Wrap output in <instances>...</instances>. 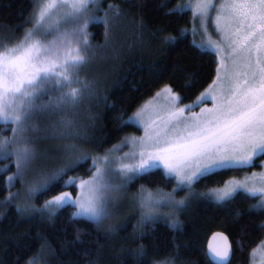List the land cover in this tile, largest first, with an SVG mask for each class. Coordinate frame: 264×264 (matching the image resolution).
Wrapping results in <instances>:
<instances>
[{"label":"trees","instance_id":"1","mask_svg":"<svg viewBox=\"0 0 264 264\" xmlns=\"http://www.w3.org/2000/svg\"><path fill=\"white\" fill-rule=\"evenodd\" d=\"M185 1L101 0L98 6L91 7L92 15L97 17L110 13V5L119 11L107 25V42L105 26L99 21L89 24L91 59L81 66L78 79L76 74L70 75L73 87L64 91L80 93L84 84H89L92 91H84L83 98L71 110L37 113L25 133L26 138L34 140L32 145L43 144L57 153L63 145L76 146L95 157L108 152L126 136L142 133L135 124L121 121H126L161 89L172 88L182 98V104L195 103L215 81L219 59L214 51L195 43L191 32L194 15L183 7ZM37 2L0 0L3 46L22 42L34 24L40 0ZM59 89L60 85L49 84L38 102L46 103L53 93L59 94ZM62 119L71 120L74 127L68 138L57 139L51 130L53 124L59 127ZM45 124L49 125V135L43 131ZM34 126L39 131H33ZM16 127L11 124L12 129ZM0 136L16 138L3 122ZM13 163L14 157L0 161V169H7L0 175V264H161L169 260L172 264H214L208 257L207 242L218 231L231 239L233 258L229 264H250L253 251L264 240V207L257 196L240 191L230 201L218 204L202 195L232 178L262 170L264 161L244 170H222L194 183L192 189L200 197L177 211L173 219L162 215L153 225L146 223L139 212H129L115 225L106 226H97L82 217L74 220L72 213L76 209L72 206H65L51 219L46 212L22 208L17 194L23 185L18 181L15 185L6 184L7 178L17 173ZM90 168V163L81 164L67 175L89 178L94 172L90 175ZM156 171L158 174L131 183L132 192L142 188L173 191L176 184L165 179L162 169ZM63 190L57 183L51 191L32 197L31 204L38 209ZM67 190L77 195V188ZM187 193L178 191L177 196ZM172 220H178L181 227H169Z\"/></svg>","mask_w":264,"mask_h":264},{"label":"snow or ice","instance_id":"2","mask_svg":"<svg viewBox=\"0 0 264 264\" xmlns=\"http://www.w3.org/2000/svg\"><path fill=\"white\" fill-rule=\"evenodd\" d=\"M100 2L91 0L97 6ZM188 6L194 9L202 29L214 14V31L222 36L230 52L231 69L225 68L224 49L209 41L213 51L221 53L219 63L221 68H225L223 77L218 69L214 86L199 96L195 104L186 107L179 106L182 98L174 94L172 88L165 87L162 92H157L156 97L163 96L168 103L159 105L150 101L135 117L130 118L143 126L144 135L138 140L131 138L134 147L139 145V151H133L128 162L119 161L116 172L112 171L111 164L105 165L107 172L103 171L101 158L91 157L83 150L70 146L65 152L66 164L51 172L39 173V178L27 186L29 198L36 193L51 191L57 183L65 189L43 206L49 219L65 206H72L78 209L72 213L74 220L86 217L101 226L116 214L109 204L115 202L129 184L146 175L158 174L156 170L160 169L165 179L174 182L176 188L173 193L158 192L157 195L162 196L175 213L185 207V200L175 199L177 191L191 193L194 183L222 170H244L264 161V0H216L215 4L213 0H194V4ZM37 7L40 20L52 9H66L67 16L72 18V27L57 28L55 38L47 43H41L36 36L49 28H42L40 32L29 31L14 47H5L0 42V122L8 125L16 136L13 140L0 136V161L14 157L12 166L17 168L16 175L21 180L38 158L36 149L31 146L34 140L25 136L30 121L37 113L71 110L83 98L84 91L91 93L89 84H84L80 93L75 90L65 92L64 89H72L70 75L76 74L78 79L81 66L91 59L92 46L88 43L87 32L89 24L99 21L104 25L107 42V25L111 16L119 11L110 5V13H105L103 17L94 16L89 0H59V3L47 0L42 7L40 4ZM48 84L60 85L59 94L53 93L46 103L38 102L42 100L41 92ZM208 102H214V107H203ZM196 107L200 108L199 114L194 110ZM150 110L154 112V117L146 119L145 113ZM11 124L17 127L12 129ZM73 127L71 120L62 119L59 127L52 126V131L54 135L68 138L69 129ZM125 142H128L127 139ZM88 163L91 164L90 175L95 171L91 179L67 175L71 169ZM6 172L7 169H0V175ZM113 177L118 178V182H114ZM252 179L258 180L259 185L250 183V178L246 177L243 181H229L226 187L202 195L220 204L230 201L237 190L242 189L257 196L260 205H264V173L258 177L254 173ZM12 180L8 177L6 184H11ZM69 188H77L80 195L73 199L67 190ZM141 192V206L151 209L161 203L151 192L144 189ZM142 216L146 223L153 225L157 219L150 212ZM169 227L176 229L181 225L178 220H172ZM261 227L264 228V225ZM212 240L209 256L216 258L217 264H228L227 237L217 233ZM162 264H172V261Z\"/></svg>","mask_w":264,"mask_h":264},{"label":"rangeland","instance_id":"3","mask_svg":"<svg viewBox=\"0 0 264 264\" xmlns=\"http://www.w3.org/2000/svg\"><path fill=\"white\" fill-rule=\"evenodd\" d=\"M37 1L39 2V0H37ZM46 2H47V0H40V2H39L40 6L42 7L43 3H46ZM56 2L59 3V0H56ZM215 2H216V0H213L214 4H215ZM182 4H183L184 8L189 9V10H191L193 12L194 22H193V27H192V31L191 32H192L193 39H194L195 43H197L198 45H200L203 48H207V49L213 51V48L210 47L209 43H208L209 41H211V42H213V44L218 45L219 48L224 49L223 57L225 58V68L231 69L232 63H231V60L228 59V57L230 56V52L225 47L224 41L222 39V36L218 33V31H214V29L216 27L215 20H214V14H213V18L202 29L200 27V25L197 23V17H196V14L194 12V9L192 7L188 6L190 4H194V0H186ZM93 6H95V5H93L91 3V0H89V7L91 8ZM66 12H67V10L62 8V7L56 8V9H52L46 14V16L44 17L43 20H40V18H39V9H38V12L36 13V16H35L34 24L27 30V33L29 31H33V30H35L36 32H40L42 28H49L48 31L43 32L41 35H37L36 36V39H39L41 41V43H47L48 40H52V39L55 38V32H56L57 28L68 29V28L72 27V24H71V19L72 18L70 16H67ZM215 53L217 54L218 59L220 61V59H221L220 51H216ZM225 68H221L220 63H219L218 69L220 70V74H221L222 77L224 75ZM241 79H243V77ZM46 86H49V84L46 85ZM213 86H214V84L212 83L211 86L207 90H205L204 92L208 91ZM45 87H44V89H45ZM163 89H161L158 92H162ZM173 93L178 95L174 91H173ZM203 93L201 95H203ZM150 101L153 102V104H159V105H166L168 103V100L165 97L161 96V97L157 98L156 95H155L154 97L149 99L141 108H139V110H137L135 113H133L126 120L128 123L135 124L136 126H138L142 130V133L139 134V135H136V134L128 135V136H126V138H124L123 141H121L120 143L116 144L108 152H106L104 154L95 155V157L101 158L100 167H101V169L103 171H105V172L108 171V169L105 167L106 164H111L112 165V171L113 172L118 171L119 170V166H120L119 165V161L123 160L124 162H128V158L131 155V153L133 151H139V145H136L134 147L132 145V143H131V138H136L138 140L140 137H142L144 135L143 126L138 124L135 119H130V118L135 117V114L138 111H140L146 104H149ZM195 103L182 104L181 101H180L179 106L180 107H186L187 105H193ZM203 107H205V108H213L214 107V102L205 103L203 105ZM194 110L196 111L197 114H199L200 108H198V109L195 108ZM187 115H189V113H188V111L186 109L185 116H187ZM152 117H154V112H152L151 110L149 112L145 113V118L146 119H149V118H152ZM32 128L33 129L34 128L37 129L36 126H34ZM43 128H44L43 131L46 132L47 135H49V132H50L49 131V125L45 124V127L43 126ZM61 131H63V130H61ZM53 136H55V138H57V139L61 138L58 135H54L53 134ZM13 139H15L14 136L10 140H13ZM126 139H127L128 142H125ZM5 140H8V139H5ZM31 146L36 149L38 158L31 165V169L25 174V177H24L23 180L17 178V175H16L17 173L12 175V176H10V177L13 178L11 185L12 184L15 185V183L17 181L20 182L23 185V190L17 194L18 198L20 199V205L22 206V208H24L25 210L28 208L30 210L42 211V212L48 213L47 210H45L43 208V206L48 201L43 206H41L38 209H35L36 207L35 208L33 207V205L31 204L30 200L32 199V197H35L36 194H38V193L34 194L31 198H29V194H28V191H27V186L33 180H36V179L39 178V173L44 172V171L51 172L53 170V168H56L57 165L66 164L68 161L65 158V152L70 146L66 147V145H63L62 151H60V153H57V152L49 150V146L46 147V145H43V144H36L34 146L33 145H31ZM11 150L14 151V149H11ZM254 173L256 174L257 177L261 173H264V163H263L262 170L255 171V172H253L251 174H248V175H246L244 177H241V178H232L229 181H243L246 177H248V178H250V180H249L250 183H256L257 185H259V181L258 180L252 179ZM92 175H95V171L92 173ZM85 179H91V177L85 178ZM113 180H114V182H118V178H116V177H113ZM228 182L224 186L218 187V188H214L212 190L224 188V187H226L228 185ZM142 189L146 190L147 192H151L153 194V196L155 197V199L161 201V203L155 204L151 209L141 206V204H140V197H141V194H142L141 190H139L136 193H133L132 189H131V184H129L127 186L126 190L119 196V198L115 202L109 204V207L113 208L114 212L116 214L113 215L111 218L106 219L104 221L103 225L104 224H105V226L106 225H115L123 216H125L129 212H139V215H140V217L142 219H143L142 214H147L149 212L154 217H159V216L163 215V216H167V217H170V218L173 219L176 216L177 211L175 213H173L171 211V206L167 204L166 200L162 196L157 195L158 192H161V193H173V191H166V190H162V189H149V188H142ZM240 191L249 194L248 192H246V191H244L242 189H238L237 193L240 192ZM177 192L174 194L175 195V199L176 200H185V207L193 204L194 201L197 200L200 197V194L194 189L192 190L191 193L188 192L183 197H178L177 196ZM71 195H72L73 199H76L80 195V192L78 190L77 191V195H73L72 193H71ZM249 195H251V194H249ZM259 203H260V201H259ZM261 206L264 207V205H261ZM77 210L78 209H76L75 211H77ZM82 218H86V217H82ZM262 244H264V240L253 251L250 264H264V248H261ZM253 254H255L254 257H253ZM33 264H40V262L39 261H34Z\"/></svg>","mask_w":264,"mask_h":264},{"label":"water","instance_id":"4","mask_svg":"<svg viewBox=\"0 0 264 264\" xmlns=\"http://www.w3.org/2000/svg\"><path fill=\"white\" fill-rule=\"evenodd\" d=\"M217 233H220L222 236L227 237V244L229 246V260H228V264H229L231 262L232 258H233V245H232V242H231L230 237L227 234L223 233V232H220V231L215 232L208 239V242H207V253H208V257L211 260V262H213L214 264H217V259L209 256V252H210L209 244H212L213 243L212 237L214 235H216ZM220 243H223V242H220Z\"/></svg>","mask_w":264,"mask_h":264}]
</instances>
